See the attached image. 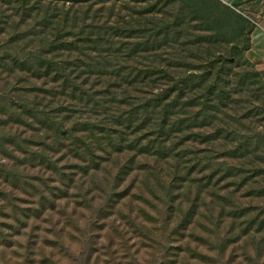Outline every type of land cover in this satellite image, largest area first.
I'll list each match as a JSON object with an SVG mask.
<instances>
[{
	"label": "rangeland",
	"instance_id": "rangeland-1",
	"mask_svg": "<svg viewBox=\"0 0 264 264\" xmlns=\"http://www.w3.org/2000/svg\"><path fill=\"white\" fill-rule=\"evenodd\" d=\"M183 1L75 0L67 5L60 0H0V60L8 56L11 64L21 57L40 64L51 58L67 71L76 58L97 56L93 44L81 40L89 31H111L131 18L134 22L140 12L156 17L148 32L162 31L179 12L184 19L175 27L180 33L176 42L157 38L136 48L135 36H119L114 51L103 40L105 48L120 55L109 69L116 66L133 82L111 87L96 74L85 77L76 69L72 78L83 88L81 97L61 80L53 82L54 73L39 77L0 62V138L7 147H0V264H264V196L257 193L264 185L258 172L259 165L264 167V119L260 114L244 117L254 109L249 101L256 93L253 87L240 94L243 102L236 109L222 112L225 120L200 129L205 136L181 144L185 157L179 164L163 152L155 154L152 145L158 113L145 114L142 107L158 100L163 86L134 80L137 67L171 63L178 74L185 68L202 72L207 51L225 54L232 47L228 40H244L229 33L230 13L216 6L217 0ZM181 4L186 6L182 11ZM216 16L226 23L227 34L213 42ZM176 50L189 57L176 52L168 62V53ZM245 57H235V71L258 70L256 80L264 83V68L249 59L248 65ZM46 114L60 125V142H52V129L51 138L42 137L49 126L43 124ZM130 114L133 123L127 126ZM86 125L97 133L92 137L94 160L82 143L72 145L74 136L91 135ZM106 128L123 139L121 151L96 143L100 135L106 137ZM182 137L180 133L166 145L176 146ZM140 143L148 144L146 152ZM32 152L44 153L50 162L31 160ZM129 159L133 169L115 181ZM6 174L16 178L6 179ZM40 191L54 204L46 202L35 214L30 209L39 207ZM194 203L192 222L184 228L182 219Z\"/></svg>",
	"mask_w": 264,
	"mask_h": 264
},
{
	"label": "trees",
	"instance_id": "trees-1",
	"mask_svg": "<svg viewBox=\"0 0 264 264\" xmlns=\"http://www.w3.org/2000/svg\"><path fill=\"white\" fill-rule=\"evenodd\" d=\"M197 1L198 0H195L193 2H196L195 4L198 5L199 3ZM217 1L219 3L217 2L218 4L216 3V6H219V9L226 10L230 13V18L229 20H227L229 21L227 23L230 28L229 33H232L233 37L239 36L237 34L236 29L237 25L239 24V15L237 14V12L231 10L223 3H221L220 0ZM24 5L25 2H22V6ZM183 7L186 6H183V4H181V11ZM140 14V16L134 19L135 23L132 21L133 18H131L130 20H126L125 25H116L115 29L111 31H104L102 28H100L87 32L85 37H82L81 39L82 43L84 44L86 43V41L91 42L94 46V50L98 51V54L96 57L92 56V58L78 57L75 59L74 62L68 61L74 66L71 71H67L66 66H58L57 63L54 64L53 59L51 58L42 60L40 64H33L29 63L30 58L24 59L21 57H16L11 60L12 63L10 64L8 63V56H5L4 58H1L0 62H5L4 64L6 65L10 64L8 66H11L12 68L14 66V69H29L33 72L34 75H37L39 77H42L43 75H45L44 77H46L49 76L51 73H54L53 82H58L61 80L64 85V88L70 87L73 95H77L80 97L82 96L83 88L79 84L74 82V79L72 78V74L76 72V69L80 70V75H83L85 77H87L88 75L95 76L96 74V76H98L100 79H105L107 85L111 87L112 85L118 87L123 86V80H125L124 82L132 83L133 80L126 81L128 78L124 75V72L118 69H114L116 68V66L112 70L109 69V66L112 65V62L118 60V57L120 56L117 52L114 54H112L111 52V49L117 46V42L119 40L122 41L121 37L119 38V36H135L137 38V41L134 42V46L136 48L143 47V45L147 44L148 42H158V40L160 42L165 43L171 41L176 42L179 39L180 33L179 30L177 31V29H175V27L180 25L184 20L181 18V13L179 12L176 16V19L172 23L167 22L166 24L164 23L162 25V31L153 28L151 29V31L148 32L146 30L147 25H154L156 17L154 15L150 17H143V13L140 12ZM144 15L146 14L144 13ZM218 18L219 17L216 16L213 20L212 27L214 31L211 38L213 39V42H216L219 39L221 40V38L224 39L223 37L225 36V34H227V31L224 30L226 23H221ZM130 27L132 29H130ZM147 32L148 36L146 35ZM169 32H172V34H169ZM161 33H163L164 35L162 38H160V35H162ZM117 37L119 38L118 41H116ZM234 39L235 38H233L232 40H228L230 41V43H232V47L225 54L220 53V49H213L206 52V56L208 57L207 59L209 61L208 65L206 66V68H204L202 72L197 71L194 68H185L180 72V74H178L175 69H172L174 66H171V63H168V65L165 67L156 64L153 66L145 65L142 67H137L138 72L134 76V80H148L149 82L152 81L153 86H156L159 83L163 86L161 87L158 100H156L155 102L153 101L151 103L147 102L146 105L142 107L143 111H145V114L150 111H157L158 113V116L155 118L158 134L156 137L155 144H152L155 148V154H157V152H163V154H166L167 157L172 156L171 158H174L175 161L179 164V162H181L185 157V150L182 149L183 147L181 146V144L185 143L186 139H194L198 135L205 136V134L201 132V128H206V126H210L216 120V125L219 121L225 120L221 117L222 112L227 110L228 108L233 110L236 109V106L243 102V96L240 94L245 92V90H249L251 87H253L254 91L256 92L254 97H251L249 100L250 103H252V105L254 106V109L252 111H249L248 113H245L244 117L253 118L260 114V117L264 119V83L260 80L259 82L256 80L257 76L261 75V72L253 69L243 70L241 68L235 71L234 67L232 66V62L234 61L237 55L244 57L246 56V49L248 48V44L245 40L241 39V41H239ZM103 40H107L106 45L112 44L111 49H107L105 48L106 45L105 47L102 45ZM113 50L118 51L116 47ZM135 50L129 52L130 59L132 58L131 55L136 54ZM173 52L174 53H168L169 56L167 58L171 57L176 52L181 51L176 50ZM86 55L89 54L87 53ZM180 55L181 58L189 57L188 54L184 55V53L182 52ZM169 61L170 58L168 59V62ZM245 63L251 65L247 57H245ZM80 75L77 74L78 77H80ZM253 79L255 81H253ZM125 95L126 94H124V96ZM197 106L199 107V109H197ZM23 108L24 111H29L26 106H24ZM30 111L34 110L31 109ZM21 114L23 115L22 112H20V115ZM150 114L146 115L145 119L142 118L143 124L148 121ZM226 115L230 116V114ZM127 121H129V124L127 126H130L133 123V114H130ZM198 121L201 122L198 123ZM43 122V124H49L48 127L43 128V131H45L46 134V137L44 135L42 136L43 138H45L44 140H46L47 138H51V135L50 133H48V130L52 129L53 136L56 137L52 142H60V125L54 124L55 121L47 114L45 115V119L43 120ZM74 126L76 127L77 125L75 124ZM196 126H198V129L196 128ZM86 127L90 131L91 135L88 137L74 136V141L72 142V145H74L75 147H79V144L82 143L85 146L86 152L89 153L88 155L92 158V160H94L93 155L96 153L93 145L95 144V140L94 138L92 139V137H96L97 133L94 132V129L91 125H86ZM221 131L222 128L220 129V133ZM104 132L106 137L100 135L98 139L96 138V143L99 145H105L106 147H114V149H116L117 151H121L122 144L124 142L123 139L120 140L115 138L107 128L104 129ZM180 133H183V137L181 140L178 141L179 143H177L176 146L166 145L167 141L174 140L173 137L178 138ZM262 138L263 135H261V138H259L261 142ZM13 139L14 140H12L11 142H15L16 137L13 136ZM4 140L6 139L4 138L1 140L0 138V147L7 148L6 144L4 143ZM262 143H264V140ZM140 144H142V148L146 152V146H148V144ZM259 144L260 143H255L256 147H258ZM177 147L181 148L182 150H177V153L172 152ZM29 152L30 151H28V153ZM29 156L31 157V160L38 159L43 164H48L50 162V160L47 159V156H45L42 152H32V154H29ZM133 164V159L127 160L121 166V168H119L115 177V181L125 179L127 177V174H129L130 172L129 170L133 169ZM259 166L260 171L258 172L261 173L264 178V167H262V165ZM5 178L14 179L16 178V176L13 174H6ZM257 193L261 196H264V185H262L260 189H258ZM109 199L114 202L117 201L116 197H110ZM46 202L51 203V205L54 204L53 199L50 198L48 194H46L44 191H40L38 199L39 207H33L30 210H34L33 212L35 214H39V212H41L42 210L41 207H45ZM110 204L112 203L107 202V206H110ZM194 214L195 203L190 205L189 211L183 217L182 227L186 228L188 223L192 222L191 218L194 216ZM260 226H264V219L260 221Z\"/></svg>",
	"mask_w": 264,
	"mask_h": 264
},
{
	"label": "crops",
	"instance_id": "crops-1",
	"mask_svg": "<svg viewBox=\"0 0 264 264\" xmlns=\"http://www.w3.org/2000/svg\"><path fill=\"white\" fill-rule=\"evenodd\" d=\"M220 1L239 15L236 29L248 44L247 58L264 68V0Z\"/></svg>",
	"mask_w": 264,
	"mask_h": 264
},
{
	"label": "built area",
	"instance_id": "built-area-1",
	"mask_svg": "<svg viewBox=\"0 0 264 264\" xmlns=\"http://www.w3.org/2000/svg\"><path fill=\"white\" fill-rule=\"evenodd\" d=\"M62 3H64V4H67V5H69V4H71L74 0H60Z\"/></svg>",
	"mask_w": 264,
	"mask_h": 264
}]
</instances>
